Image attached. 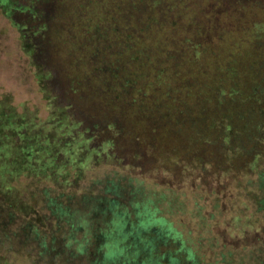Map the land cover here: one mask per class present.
Returning <instances> with one entry per match:
<instances>
[{
	"label": "rangeland",
	"instance_id": "rangeland-1",
	"mask_svg": "<svg viewBox=\"0 0 264 264\" xmlns=\"http://www.w3.org/2000/svg\"><path fill=\"white\" fill-rule=\"evenodd\" d=\"M13 1L0 0V264H264V151L224 185L132 157L128 138L96 155L90 134L54 107L71 103L77 117L105 109L92 81L69 87L85 67L67 56L68 38L80 41L81 0L47 4L52 28L34 34V53L22 33L36 14ZM227 1L195 0L207 11Z\"/></svg>",
	"mask_w": 264,
	"mask_h": 264
},
{
	"label": "trees",
	"instance_id": "trees-1",
	"mask_svg": "<svg viewBox=\"0 0 264 264\" xmlns=\"http://www.w3.org/2000/svg\"><path fill=\"white\" fill-rule=\"evenodd\" d=\"M28 1L13 3L36 14L35 30L22 33L34 53L40 47L34 34L43 37L52 28L44 16L53 0ZM101 1L79 3L80 41L68 38L67 56L85 65L70 78L71 90L92 81L105 109L82 118L70 112L71 103L54 105L90 134L95 154L102 157L100 148L115 150L128 138L132 157H151L171 175L195 168L220 185L253 169L264 151V50L258 48L264 47V0H228L210 11L195 0ZM253 13L259 17H247ZM227 18L237 28L226 27Z\"/></svg>",
	"mask_w": 264,
	"mask_h": 264
}]
</instances>
